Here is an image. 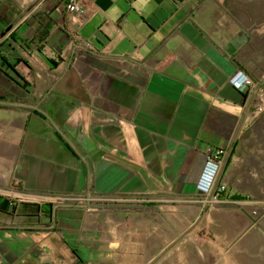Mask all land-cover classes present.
<instances>
[{
	"label": "crops",
	"instance_id": "obj_1",
	"mask_svg": "<svg viewBox=\"0 0 264 264\" xmlns=\"http://www.w3.org/2000/svg\"><path fill=\"white\" fill-rule=\"evenodd\" d=\"M83 1L81 21L64 0H0V264H169L149 208L201 200L206 146H230L228 189L260 191L234 146L264 96L229 78L242 70L264 93V28L235 21L234 0ZM112 197L140 203H100ZM203 203L199 255L231 258L240 242L250 264L258 222Z\"/></svg>",
	"mask_w": 264,
	"mask_h": 264
},
{
	"label": "rangeland",
	"instance_id": "obj_2",
	"mask_svg": "<svg viewBox=\"0 0 264 264\" xmlns=\"http://www.w3.org/2000/svg\"><path fill=\"white\" fill-rule=\"evenodd\" d=\"M233 7L235 21L248 27L250 33L257 31L259 28H264V0H234ZM254 113L255 117H252ZM250 118L253 119H251L250 123H248L238 135L241 137H247L248 140L240 141L237 146H234V149H236L235 155L240 160L239 162L242 166V168L238 170V173L243 175L241 178L243 181L242 183L246 187L250 186V188H257L260 191L233 192L227 188V192L224 196L229 199L245 198L248 200H259L264 198V110L261 111L255 107L254 112L250 114ZM231 155L232 153L230 154V157ZM201 202H204L202 198L201 200L200 198H193L191 200L170 198L169 203L167 204L176 206V208H171V211L169 212L161 213L156 207L149 208L148 216L155 218L153 226L155 241L159 244L160 248L166 246V252H168L167 258L170 261L169 264H244V258L240 251V242H238L239 244L237 243L234 245L233 256L231 258L221 256L220 254L216 257H204L203 255H199V251L196 249L197 244L198 246L202 244L204 251L206 242L202 241L200 243V240L196 239L195 243L193 229L194 219L196 217V207L200 204L202 205ZM236 202L226 204L235 207H243ZM97 203L98 202H96V204ZM100 203L108 204L109 206L118 204L119 207L125 208L130 205H138L140 199L112 197L105 198L104 200H101ZM203 204L207 205L205 202ZM90 207V209H92L94 207L93 204ZM244 207L247 208L249 217L259 223H257L256 227H258L254 229L253 232L261 233L262 236L260 242L255 241L256 250L251 253L250 264H264V215L258 213V215L254 216L251 207ZM179 208L181 210L183 208H190V211L186 215L184 212L181 213L180 217V213L177 214L176 211L179 210ZM172 210H175V212ZM140 213L141 212H139V215H145ZM160 217L166 219L167 225L161 222ZM162 234L164 236L167 235L166 240L161 238ZM162 240H164V243H162ZM258 249L260 251H258Z\"/></svg>",
	"mask_w": 264,
	"mask_h": 264
},
{
	"label": "built area",
	"instance_id": "obj_3",
	"mask_svg": "<svg viewBox=\"0 0 264 264\" xmlns=\"http://www.w3.org/2000/svg\"><path fill=\"white\" fill-rule=\"evenodd\" d=\"M64 2V10L67 14V17L80 16L82 21L84 1L64 0ZM82 26L83 22H81L77 28L74 27L72 23H69L68 29L71 34H75L74 32H76L78 29H81ZM263 80L264 76L262 77V81ZM229 83L240 92L259 96L258 102L261 104L260 97L264 96V93L258 92L260 83L253 81L242 70L235 71L234 74L229 78ZM256 107L258 110H263L262 104L257 105ZM203 154L204 164L196 182V194L202 197L203 201L209 206L213 204L239 201L236 203H238L240 206L251 207L252 214L254 216L258 215V213H260V215H264V198L259 200H248L245 198L233 200L232 198L229 199L224 196L227 192V185L220 180V175L230 155V146L214 147L208 145L204 149ZM85 200V197L79 199L80 203Z\"/></svg>",
	"mask_w": 264,
	"mask_h": 264
},
{
	"label": "trees",
	"instance_id": "obj_4",
	"mask_svg": "<svg viewBox=\"0 0 264 264\" xmlns=\"http://www.w3.org/2000/svg\"><path fill=\"white\" fill-rule=\"evenodd\" d=\"M232 199H235V198H232ZM236 199H241V198H236Z\"/></svg>",
	"mask_w": 264,
	"mask_h": 264
}]
</instances>
